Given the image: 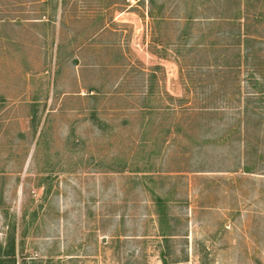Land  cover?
Masks as SVG:
<instances>
[{"label": "rangeland", "instance_id": "374dc122", "mask_svg": "<svg viewBox=\"0 0 264 264\" xmlns=\"http://www.w3.org/2000/svg\"><path fill=\"white\" fill-rule=\"evenodd\" d=\"M9 238L17 264H264V0H0Z\"/></svg>", "mask_w": 264, "mask_h": 264}, {"label": "trees", "instance_id": "16d2710c", "mask_svg": "<svg viewBox=\"0 0 264 264\" xmlns=\"http://www.w3.org/2000/svg\"><path fill=\"white\" fill-rule=\"evenodd\" d=\"M261 1V0H260ZM247 6H249V0H246ZM247 6H245L247 8ZM244 1L239 0V17L242 18L243 10H244ZM152 17H155V14L151 12ZM250 37L246 38V41H249ZM245 45V44H244ZM249 45V44H248ZM157 213L159 215L160 222V232L164 237L166 244H169L171 239L177 234L176 230L172 228L171 220L169 219L168 205L165 202L164 198L161 196H157ZM2 248V245H0ZM4 252L0 254V263L2 264H17L16 262V244L14 238H9L6 242V246L4 247Z\"/></svg>", "mask_w": 264, "mask_h": 264}]
</instances>
